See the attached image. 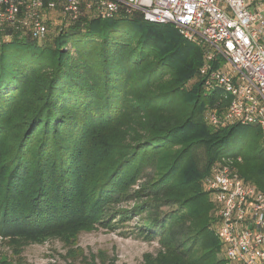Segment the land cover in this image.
Segmentation results:
<instances>
[{"label":"trees","instance_id":"16d2710c","mask_svg":"<svg viewBox=\"0 0 264 264\" xmlns=\"http://www.w3.org/2000/svg\"><path fill=\"white\" fill-rule=\"evenodd\" d=\"M203 63L173 25L140 14L85 20L42 46L3 44L0 236L38 240L103 223L132 199L138 237L160 246L145 264H226L203 179L231 161L264 191V144L258 128L203 120L221 97L206 93Z\"/></svg>","mask_w":264,"mask_h":264},{"label":"built area","instance_id":"2783aa9c","mask_svg":"<svg viewBox=\"0 0 264 264\" xmlns=\"http://www.w3.org/2000/svg\"><path fill=\"white\" fill-rule=\"evenodd\" d=\"M136 14L173 25L203 50L204 89L221 93L206 123L258 128L264 144V0H0V48L15 38L42 46L85 20ZM203 189L216 209L213 231L226 264H264V191L231 161L215 162Z\"/></svg>","mask_w":264,"mask_h":264},{"label":"rangeland","instance_id":"374dc122","mask_svg":"<svg viewBox=\"0 0 264 264\" xmlns=\"http://www.w3.org/2000/svg\"><path fill=\"white\" fill-rule=\"evenodd\" d=\"M56 35L53 32L49 41ZM195 158L205 168L204 148L197 149ZM136 205L128 199L113 205L103 223L80 221L38 240L0 236V264H145V256H156L160 246L138 237Z\"/></svg>","mask_w":264,"mask_h":264}]
</instances>
